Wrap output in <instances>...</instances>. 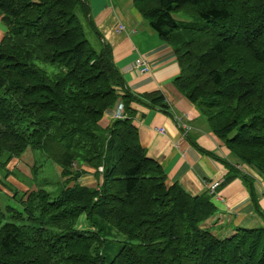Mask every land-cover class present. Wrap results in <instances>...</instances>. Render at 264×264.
Segmentation results:
<instances>
[{"label": "trees", "instance_id": "16d2710c", "mask_svg": "<svg viewBox=\"0 0 264 264\" xmlns=\"http://www.w3.org/2000/svg\"><path fill=\"white\" fill-rule=\"evenodd\" d=\"M133 3L174 50V86L237 162L264 181V0ZM0 23L6 28L1 177L12 157L31 148L57 164L64 178L55 191L36 187L25 199L22 193L21 210L6 207L12 219L0 225V264H264V226L213 235L203 227L217 210L210 195L168 185L161 165L147 156L128 104L135 100L167 114L169 106L158 90L119 95L124 82L110 44L88 37L90 28L100 39L87 0H0ZM38 62L57 68L49 72ZM119 96L126 116L101 128L99 120ZM222 161L228 166L223 184L240 175L264 221L253 192L256 177ZM75 163L96 171L102 166L99 189L75 182L81 174ZM113 231L125 241L111 244Z\"/></svg>", "mask_w": 264, "mask_h": 264}, {"label": "crops", "instance_id": "0c3cea01", "mask_svg": "<svg viewBox=\"0 0 264 264\" xmlns=\"http://www.w3.org/2000/svg\"><path fill=\"white\" fill-rule=\"evenodd\" d=\"M87 2L100 39L95 34L93 38L89 37L96 44L99 40L110 44L113 62L124 82V87L118 88L119 95L126 91L138 95L158 90L162 92L169 106L170 114H167L135 100L128 104L133 110L131 120L137 128L140 144L146 150L147 156L161 165L166 174V183L171 185L176 182L191 195L204 192L210 195L217 210L203 222V227L217 237H229L235 233L237 227L264 226L241 176L237 175L223 184L228 166L222 160H228L232 164L238 162L223 141L210 131L197 106L188 101L174 86L173 80L179 73V65L172 46L149 26L133 0ZM120 25L124 26L121 30ZM4 30L0 27V33ZM137 59L148 62L147 72H140L135 68ZM120 101L121 96L112 107L105 110L98 122L101 128L111 125L115 108ZM195 144L219 159L198 150ZM241 165L256 177L253 192L259 208L264 212V181L250 167ZM6 167L9 174L6 177L0 175V179L14 185L19 192L24 193L25 198L34 187H28L15 179L12 171L22 170L27 174L29 165L14 157ZM76 168H81L83 172L75 182L88 187L98 184L99 177L95 176L91 166L78 163ZM213 181L222 183L211 189ZM1 187L12 196L13 190L4 185H0Z\"/></svg>", "mask_w": 264, "mask_h": 264}, {"label": "rangeland", "instance_id": "374dc122", "mask_svg": "<svg viewBox=\"0 0 264 264\" xmlns=\"http://www.w3.org/2000/svg\"><path fill=\"white\" fill-rule=\"evenodd\" d=\"M178 17L181 16V13L177 15ZM183 18L185 19V15H183ZM192 19V17H191ZM0 27L3 29H6L3 23H0ZM88 37H94V33L90 28H88ZM4 32L0 33V36ZM92 35V36H91ZM89 37L91 42L94 44L92 39ZM2 38V37H1ZM0 38V40H1ZM38 65L44 69H46L49 72L55 71L57 66L55 64L51 63H44V62H38ZM198 112L201 114V110L197 107ZM124 116H126V113L124 112ZM123 116V117H124ZM15 157V156H14ZM12 157L8 163L14 158ZM18 159H21L22 161L26 162L29 165V173H25L22 170H16L12 171V176L17 179L18 181H21L25 183L28 187H39V188H44L47 191H55L57 190L62 183L64 182V178L61 177L60 175V168L57 164L46 158L45 154L40 151V150H35L31 148H27L20 156H17ZM7 163V164H8ZM6 164V165H7ZM80 165V164H79ZM77 164L75 163L73 165V169H75ZM98 166L97 172L96 168L94 169V174L96 177H99V182L98 184L94 185V188L99 189V185L102 182V174ZM1 169V168H0ZM76 169H81V168H76ZM3 169L0 171V175L3 173ZM83 170L81 169V173ZM9 174V172H8ZM79 177V176H78ZM76 180V179H75ZM66 181V180H65ZM3 182V179H2ZM74 183L73 179L72 181L69 182V185H72ZM2 186L4 185L5 187H8L13 194L10 196L2 187L0 188V211H2L3 216H0V225L3 222V220H11L12 218L10 217V213L7 210V206L10 207H15L18 210L22 209V204L20 203V200L22 198V193L17 190V188L12 185L10 182H3L1 184ZM30 192V191H29ZM210 194L212 193L209 191ZM26 198V197H25ZM23 196V199H25ZM109 240H111V244L117 243V239L120 241V243H117L118 245L121 244L123 241H125V237L122 234H116L115 231L112 232L111 236H109ZM116 250V249H114ZM112 257V250H110L109 255L107 256L108 259Z\"/></svg>", "mask_w": 264, "mask_h": 264}, {"label": "built area", "instance_id": "2783aa9c", "mask_svg": "<svg viewBox=\"0 0 264 264\" xmlns=\"http://www.w3.org/2000/svg\"><path fill=\"white\" fill-rule=\"evenodd\" d=\"M124 26L120 25L119 30L123 29ZM135 68H137L140 72H147L149 70V64L146 60L144 59H137L134 63ZM124 116V110H123V104L119 103L118 106L116 107V110L114 112V117L115 118H121ZM160 131H163V129H160ZM237 168L242 170L243 172H250L248 169L244 168L242 165H236ZM100 170H102V167H99ZM218 185V182H213L211 184V189H214Z\"/></svg>", "mask_w": 264, "mask_h": 264}]
</instances>
